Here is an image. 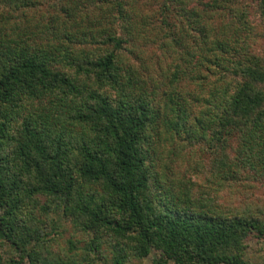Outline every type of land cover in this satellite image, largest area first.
Segmentation results:
<instances>
[{
    "label": "trees",
    "instance_id": "trees-1",
    "mask_svg": "<svg viewBox=\"0 0 264 264\" xmlns=\"http://www.w3.org/2000/svg\"><path fill=\"white\" fill-rule=\"evenodd\" d=\"M251 1L264 24V0ZM25 8L38 10L37 0L0 2V243L11 246L17 256L6 264H74L52 254L45 233H41L36 214L54 208L84 229L110 232L114 264L125 263L128 247L135 257L151 248L158 251L159 258L152 264H248L237 250L250 230H262L258 219L235 211L220 215L208 208L158 205L148 192L147 146L153 128L158 129V142L164 136L199 142L206 131L220 141L224 131L238 137V160L233 158V167L240 170L245 156L251 174L264 173V152L256 149L255 142L260 128L264 134V52L242 53L225 38L200 39L193 61L199 68L189 70L198 88L185 96L173 87L182 68L177 64L164 75L162 88L152 80L149 88L143 87L151 77L139 75L127 61L140 45L134 44L121 24L111 27V32L101 31L103 37L96 41L108 44L106 51L88 56L80 50L74 55L72 49L56 45L57 22L51 18L37 25V21L24 19ZM190 10L183 8L189 19L184 18L181 27L189 25L204 37L205 26L195 27L197 21H191ZM118 15L126 17L121 11ZM203 64L213 71L202 77L209 81L208 77L214 76L219 83L201 100ZM36 89L52 96L48 109L52 121L43 118L51 126L42 125L31 110L15 132L9 131L14 117L20 119L24 113L14 106L15 96ZM68 96L74 97V106L68 111L67 122L73 116L70 126L86 136L81 144H72L70 131L61 129L65 116L56 102ZM196 103L200 106L195 107ZM74 150L69 167L66 155ZM217 155L218 164L213 167L216 181L240 177ZM95 183L104 188V204L86 191ZM38 196L44 197V203L38 205ZM27 202L38 206L28 208ZM98 238H91L88 252L98 250Z\"/></svg>",
    "mask_w": 264,
    "mask_h": 264
},
{
    "label": "rangeland",
    "instance_id": "rangeland-1",
    "mask_svg": "<svg viewBox=\"0 0 264 264\" xmlns=\"http://www.w3.org/2000/svg\"><path fill=\"white\" fill-rule=\"evenodd\" d=\"M1 1L7 2V0ZM117 1L120 2L121 10L117 6ZM117 1L37 0L38 10L25 8L23 10L24 19L28 17L40 25L43 20L48 22L52 18L57 22L56 45H60L63 49L67 47L72 49L76 52L74 55L84 51V54L88 56L90 54L97 56L106 51L108 44H98L96 40L101 39L104 33L111 32V27L118 28L121 24L130 32V39L134 38L135 43H133L140 45L139 52L138 50L133 51L127 61L136 67L139 75L151 77H148L149 79L143 84L145 88L152 85L151 80L158 81V85L160 84L162 88L165 82L164 75L168 74V71L171 72L174 69L173 65L177 64L182 68L179 72L180 78L173 87L183 93L190 90L196 91L198 85L195 80L191 79L189 70L199 68L193 65V61L195 55L199 53L200 39L221 40L225 38L230 45L238 46V50L242 53L257 55L264 52V24L253 11L251 0H227L228 2L225 3L220 0H217V3L211 0ZM200 2L202 3L199 4ZM183 8L191 9L188 15L193 12L190 19L197 21L195 27L200 24L205 26L204 37L198 35L196 30H190L189 25L181 27L183 19H189L183 12ZM11 9L14 10V8ZM118 10L126 15L124 19L120 18ZM5 13L11 12L6 11ZM20 14L21 10H18V15ZM123 31L121 32L124 35L125 31ZM210 71L213 69H207V65L203 64L199 75L200 77L208 75ZM208 79L209 81L204 78L199 80L203 86L200 92L201 100L207 99L208 93L212 92V87L219 83L215 81L214 76H209ZM73 80L76 85V78ZM187 94L190 95L186 93L185 96ZM15 97L14 106H20L24 113L20 119L14 117L9 131L15 132L20 120L26 117L27 111L31 110L36 113L42 125L45 124L43 122L45 117L52 121L48 110L53 102L52 96L43 93L42 89L21 91ZM73 98L68 96L57 101L56 105L61 107L62 115L65 116V123L61 125V129L65 128L70 131L69 137L75 145V143L81 144V139L86 136L78 132L76 126H70L73 123V116L67 122L71 115L68 111H71L74 106ZM194 105L195 107L200 106L199 103ZM45 126L49 127L51 123ZM260 130L257 132L258 139L255 141L258 143L256 149L264 152V134L262 128ZM157 133L158 129L153 128L147 146L149 160H152V162L148 160L147 163L150 176L148 192L155 199L154 201L158 205H168L171 208L201 211L208 208L214 214L229 215L235 211L246 217H255L261 224L262 230L260 232L250 230L241 240L237 252L248 264H264V173L259 174L255 171L251 174L245 156H243L245 164L240 166V170L233 167L234 159L238 160L239 141L236 134H225L222 131L220 141H217L206 131L207 135L204 140L199 142L188 140L186 143L169 136H164L158 142L155 138ZM75 152L76 150L66 155L69 167H72L71 155ZM216 155L228 164L229 170L233 169L240 177L216 181L214 174L216 171L213 168L218 164L215 159ZM246 175L248 177H243ZM86 191L90 193L94 201L100 200L103 204L107 202L102 184L95 183L87 187ZM37 200L38 205L44 203L42 196H38ZM27 203L28 208L35 209L38 206H34L33 202ZM36 215L41 222V233H45L44 237L48 239L47 248L52 254L72 261L74 264H114L111 261L114 244H112L110 232L98 229L94 233L93 230L84 229L79 223H75L71 216L64 217L60 208L49 209L47 213ZM50 220L53 222L49 224ZM94 235L99 237V248L93 253L86 249ZM128 248L124 264H152L159 258L158 251L152 248L140 257L133 256L130 252L132 249ZM10 259L17 260L16 251L8 244L1 242L0 264H6ZM167 263L170 262L167 261ZM21 264L26 263L21 262Z\"/></svg>",
    "mask_w": 264,
    "mask_h": 264
}]
</instances>
